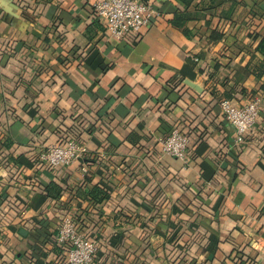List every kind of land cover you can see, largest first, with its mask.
Segmentation results:
<instances>
[{
	"label": "crops",
	"instance_id": "obj_1",
	"mask_svg": "<svg viewBox=\"0 0 264 264\" xmlns=\"http://www.w3.org/2000/svg\"><path fill=\"white\" fill-rule=\"evenodd\" d=\"M95 1L0 0V140L7 144L0 153L10 159L0 165V264H64L44 236L62 205L85 219L90 238L118 243L96 249L90 264H238L227 258L233 248L264 264V75L251 73L261 55H251L248 37V17L263 13L250 6L260 0H222L216 15L191 6L188 37L168 22L182 3L152 0L159 15L136 42L109 37ZM215 26L224 35L210 41ZM257 29L264 36V26ZM214 61L218 75L232 79L223 87L199 71ZM174 75L182 83L170 88ZM224 90L235 104L261 98L242 144L220 110ZM109 97L112 133L84 135L88 173L77 162L34 166L39 147L55 143L58 124ZM184 120L193 128L185 159L162 154L159 139ZM95 182L111 192L93 206L86 191ZM59 186L66 189L57 195ZM208 235L211 260L202 247Z\"/></svg>",
	"mask_w": 264,
	"mask_h": 264
},
{
	"label": "trees",
	"instance_id": "obj_2",
	"mask_svg": "<svg viewBox=\"0 0 264 264\" xmlns=\"http://www.w3.org/2000/svg\"><path fill=\"white\" fill-rule=\"evenodd\" d=\"M176 1H179L180 3H182L183 8L182 9L177 8V10L173 13L172 17L168 20V22L172 27L179 29L187 37L190 36V31L187 28L186 23H187V21H189L191 19V12H190L191 6L194 7L193 9L199 10V11L211 10L212 15H216L215 10L222 3V0H176ZM242 1L243 0H230V2L234 3L235 5H239L240 3H242ZM254 6L259 7L263 13L259 14V13L252 11L251 16L248 17L249 18L248 19L249 24L253 27V32H249L248 37L252 42H255V46L252 49L253 53L251 55H253L255 52H258L261 55V59L250 70H251V73H253L257 78H260L264 75V36L259 32V30L257 28L261 24L264 26V0L254 2L253 5L250 7L253 8ZM93 12H94V9H93ZM218 16H220V18L223 17L222 15H218ZM204 22H205L204 24H206L207 26L210 27V19H206V20H204ZM224 23H226V22H224ZM216 26L210 28L211 31H210L209 35L207 36L210 41H218L224 35V33L221 30H219ZM141 33H142V31L134 34L132 36V41L136 42L138 40V38L140 37ZM220 68H221V64L217 61H214V63H212V64H208V65H205L203 67L201 66L199 71L202 72L206 76L207 80H214L215 85L218 84L220 87H223L228 82V80H232V79L228 78V76H223V77L219 76L218 72H219ZM175 77L176 76L174 75L170 79L167 80L168 87L172 88V87H175V85H177L178 83H182V78H175ZM218 80H220V81L218 82ZM232 85H233L232 87H234V89L236 90L237 93L242 94V95H247L245 89L241 85H239L237 83H234ZM213 91L214 90L212 89L210 93L213 94L214 93ZM220 96H223L224 98H228V99H232V97H233L230 90H224ZM251 97H249V98H251ZM222 99L223 98H221L219 100V98H218V100H219V101L217 100L218 103ZM110 100H111V97L105 99L103 104H101L96 109H91V111L88 113H85L84 111L80 110L78 115H80L81 117L77 121L75 120V117H73L70 119L71 120L70 123L61 122L60 124H58L54 129V133L56 135L55 143L65 144L69 141L74 140L80 144H84V135L85 134L91 135V134H93L94 131H99V132L101 131V132L106 133L107 135H110L113 131V127H112L111 123H112V120L114 119L113 118L114 115H112V113H110L108 110ZM57 113H59V112H57ZM173 128H179L181 131L186 133L187 136H189L190 131L193 129L192 126L190 124H188L187 120L186 121L184 120V124H182L181 126L175 125V126H173ZM198 131L199 132H197V134H198L197 138L194 141L195 143L199 142L203 138L204 127H202V126L199 127ZM245 140H246V136H245ZM6 145L7 144L1 143V140H0V150H1L0 152H2L3 146H6ZM187 149H188V146H187ZM9 160L10 159L8 158V155H4L3 153L2 154L0 153V165L1 164H9L8 163ZM91 161L92 160L86 154V156L83 158L84 164H86V165L91 164ZM35 162H37V163H35ZM32 163L34 164V166L37 169H45L46 170V169H49L52 167L50 165H46V164H43L41 162H38L36 160V158H35V160L32 161ZM90 181H92V175L90 177H84L83 183L80 185V188L83 187L87 182H90ZM46 187H48V186H46ZM59 187L60 188L58 189V191L56 193L57 195H59L63 190L66 189V187H61V186H59ZM86 192H87L88 200L91 202V204L93 206H95L98 203H100L102 201V199L109 198L111 188H110V186L108 188L102 184H99V182H95V183L91 184L90 188H88V190ZM157 193H159V192L157 191ZM99 195H101V196H99ZM160 199L162 201L164 200L163 197H160ZM199 201H200V199H199ZM158 202L160 203V200H158ZM182 207L184 208V206H182ZM67 215H71L75 229L78 232H81V233L84 232L85 236H87V237L90 236V232L83 231V228L85 227V219L83 217H81L79 214L69 213L67 208L63 207V205H62L61 206V213L59 214V218H57L58 223H57L56 228L52 231H49L47 234H44L45 238H47V239L51 238L52 240H54V236L57 233L58 228L60 227L63 218ZM120 215L121 214H119V216ZM115 216H117V214ZM174 232H173L174 236L172 237V239H174L177 235V231H174ZM119 237H121V234H119ZM92 239L95 243L96 249H100L101 247H104L106 252L111 247H113V246L117 247V245H118L117 242L112 243L111 239L109 240L108 244L105 246H104L102 239H100V238H92ZM211 241H212L211 236L208 235L206 238V241L204 242V244H202V247L210 253V255H209L210 257H208V260L213 259L214 252L216 249L215 248L214 250H210ZM216 242L217 243H215V245L217 246L219 240L217 239ZM119 243H120V241H119ZM200 243H202V241H200ZM54 245L57 246L55 244V241H54ZM57 248L59 250H61V252L63 253L64 250L62 247L57 246ZM32 258L33 257H31L30 259H32ZM63 258H64V256H63ZM94 258H95V256L93 254L92 260H95ZM227 258L232 263L253 264V260L248 258L238 248H233L232 251L228 254ZM121 260H122V257L119 256V261H121ZM33 263L37 264L36 261H34ZM139 264H151V263H148V261H146V260H141L139 262Z\"/></svg>",
	"mask_w": 264,
	"mask_h": 264
},
{
	"label": "built area",
	"instance_id": "obj_3",
	"mask_svg": "<svg viewBox=\"0 0 264 264\" xmlns=\"http://www.w3.org/2000/svg\"><path fill=\"white\" fill-rule=\"evenodd\" d=\"M95 15L105 25L109 37L131 38L143 31L156 17L159 10L152 0H96L93 3ZM195 60H197L195 58ZM259 96H252L240 104L228 98L219 102L225 119L233 126L234 143L242 144L253 127L259 112ZM188 136L179 128H172L159 139L162 154L185 159ZM88 153L85 144L69 141L65 144L49 143L39 147L37 161L52 167L66 166L77 162L82 172L88 173L83 158ZM55 244L63 248L64 264H90L96 246L92 238L78 232L71 215L63 218L54 236Z\"/></svg>",
	"mask_w": 264,
	"mask_h": 264
},
{
	"label": "rangeland",
	"instance_id": "obj_4",
	"mask_svg": "<svg viewBox=\"0 0 264 264\" xmlns=\"http://www.w3.org/2000/svg\"><path fill=\"white\" fill-rule=\"evenodd\" d=\"M260 104H261V98H260L259 101H258V106H259V108H260ZM82 233L85 235L84 232H82Z\"/></svg>",
	"mask_w": 264,
	"mask_h": 264
},
{
	"label": "water",
	"instance_id": "obj_5",
	"mask_svg": "<svg viewBox=\"0 0 264 264\" xmlns=\"http://www.w3.org/2000/svg\"><path fill=\"white\" fill-rule=\"evenodd\" d=\"M188 84L192 86V84L190 82H188Z\"/></svg>",
	"mask_w": 264,
	"mask_h": 264
}]
</instances>
